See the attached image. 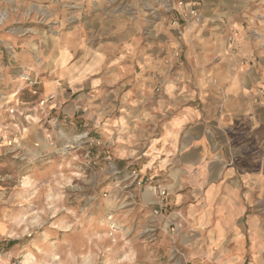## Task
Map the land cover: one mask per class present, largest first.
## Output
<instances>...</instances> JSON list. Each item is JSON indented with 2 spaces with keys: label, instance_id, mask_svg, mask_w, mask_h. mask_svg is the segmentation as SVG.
<instances>
[{
  "label": "crops",
  "instance_id": "crops-1",
  "mask_svg": "<svg viewBox=\"0 0 264 264\" xmlns=\"http://www.w3.org/2000/svg\"><path fill=\"white\" fill-rule=\"evenodd\" d=\"M197 1L201 15L185 27L149 18V37L141 14L133 21L103 17L104 32L117 25L116 39L103 41L116 50L72 68L70 78L117 83L102 99L91 94L87 116L103 135L115 133L118 157L138 161L150 179L136 187L140 207H158V185L166 189L152 229L158 241L172 232L195 264H264V167L249 170L252 157L264 159V53L257 50L264 42L249 36L263 24L264 0ZM38 76V91L62 96V84ZM205 110L223 119L205 121ZM202 121L219 124L214 140L196 138ZM193 125L191 146L181 151L184 136L175 133ZM218 152L230 161L226 167Z\"/></svg>",
  "mask_w": 264,
  "mask_h": 264
},
{
  "label": "rangeland",
  "instance_id": "rangeland-1",
  "mask_svg": "<svg viewBox=\"0 0 264 264\" xmlns=\"http://www.w3.org/2000/svg\"><path fill=\"white\" fill-rule=\"evenodd\" d=\"M160 2L0 0V264H173L176 260L173 251L180 245L172 232L164 231L166 241H158L152 230L159 206L139 205L136 187L149 186L150 179L140 174L138 161L118 157L116 134L103 135L87 116L91 94L102 99L104 91L117 83L91 86L85 74L70 78L72 68L85 69L94 57L116 50L103 41L116 39L117 25L105 27L111 32H104L103 17L121 15L133 21L141 14L146 37L153 29L151 17L176 27L200 17L173 24L178 16L170 15ZM260 19L263 24L255 25L249 36L261 44L264 16ZM238 34L231 32L229 41ZM257 50L264 53V46ZM32 75L39 79L47 75L62 84V96L43 95ZM26 76L36 84L30 86ZM112 110L117 114L115 107ZM41 114L53 121L54 129ZM29 121L54 131V143L25 140ZM73 124L78 131H87L83 141L65 131Z\"/></svg>",
  "mask_w": 264,
  "mask_h": 264
},
{
  "label": "clouds",
  "instance_id": "clouds-1",
  "mask_svg": "<svg viewBox=\"0 0 264 264\" xmlns=\"http://www.w3.org/2000/svg\"><path fill=\"white\" fill-rule=\"evenodd\" d=\"M173 99H175V98H173ZM204 115H205V121H213V120H217V119H220V120L223 119L222 116L217 118L213 112L207 111V110H205ZM41 119L44 120L45 123H47L51 127H53V129L55 128L53 121L49 120L45 114H41ZM67 119H68V114L66 113L65 114V120H67ZM200 123L202 126L199 127L198 129H196V131L199 132L200 136H198L196 138H200L202 136H207L210 140H214L215 132L218 130L222 131V129H220V127H219V124L205 123L203 121ZM28 127H29V136L26 137L25 140H29V138H31L30 142H35L36 140L42 138L43 140H46L48 143H54V140H53L54 131L48 132L47 130H45L43 128V124H41L39 122L33 123V122L29 121ZM193 128H195V125H193L192 128H189L187 130H183V129L177 130V132L175 133V135H177V136H180L181 134H183V136H184L185 142L182 146L181 151L186 152L189 150V148L191 146V140H192L191 133L193 131ZM65 131L69 135L74 136V138L76 140H81V141H83L87 135V131H84V132L78 131L75 128L74 124L67 126L65 128ZM73 147H78V145H73ZM174 147H175V145H174ZM70 155L74 157L75 152L70 153ZM133 155H135V154L133 153ZM236 158H238V156ZM215 159H217L220 163L224 164L225 167L228 165V163H230V161L224 160L223 155L220 152L217 153V157ZM251 161H252V163H251L250 168H249L250 171H254L256 169L257 164L259 165V167H264V159H258L256 157H252ZM66 162H68L67 159H66ZM208 162H211V161H207L205 163H208Z\"/></svg>",
  "mask_w": 264,
  "mask_h": 264
},
{
  "label": "built area",
  "instance_id": "built-area-1",
  "mask_svg": "<svg viewBox=\"0 0 264 264\" xmlns=\"http://www.w3.org/2000/svg\"><path fill=\"white\" fill-rule=\"evenodd\" d=\"M160 6L165 11L169 12L170 15H172L173 17L178 16L176 18H173V24H178L180 22L179 19L189 21L201 15V6L197 0H161ZM24 79L29 81L30 86L36 84V81L29 79V77L27 76L24 77ZM34 93H37V91L34 90ZM47 100V98L41 100V105L45 104ZM133 173H136V171H133ZM142 182L144 181L140 179L137 184L141 185ZM158 186L159 194L161 195V200L159 204L160 207L155 210L156 213L160 212L167 198L166 189L161 188L160 185ZM173 254L176 257V260L173 262V264H195L189 260L185 251H183L180 247L175 246Z\"/></svg>",
  "mask_w": 264,
  "mask_h": 264
}]
</instances>
